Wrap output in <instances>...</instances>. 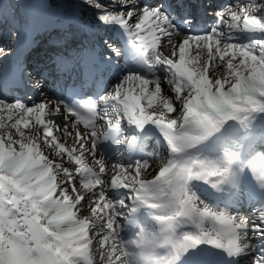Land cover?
Instances as JSON below:
<instances>
[{"label": "snow or ice", "instance_id": "1", "mask_svg": "<svg viewBox=\"0 0 264 264\" xmlns=\"http://www.w3.org/2000/svg\"><path fill=\"white\" fill-rule=\"evenodd\" d=\"M73 5L116 83L31 105L0 89V264H264V0L202 31L191 0ZM0 6L7 59L22 26ZM16 83L44 93L48 76L20 66ZM153 141L169 158L148 178Z\"/></svg>", "mask_w": 264, "mask_h": 264}, {"label": "bare ground", "instance_id": "2", "mask_svg": "<svg viewBox=\"0 0 264 264\" xmlns=\"http://www.w3.org/2000/svg\"><path fill=\"white\" fill-rule=\"evenodd\" d=\"M195 1L193 0L192 4L195 5ZM77 0H48V4H46L47 6H45V9H48L51 11V13L54 16L53 18V25H58L59 27H57V29L53 30L52 33H47V37L45 35V33L47 32L46 30H41L39 28H37L34 32V35H38L39 32H42V35H44V43L42 40H39L38 37H36L34 39V41L36 42V46L35 48H33V50H31L25 60L24 63L25 65L30 64L32 65V67L35 68H39L41 71L45 72L46 76H48V86L51 87H47L46 91L44 93H40L39 96L34 93L33 91H31L30 89L24 88V91H26L28 94H30V97L24 96L23 92L21 91V89L19 88H9L8 91L11 93H16L19 94L21 96V98H23L25 100V102H27L29 105L38 102L42 97L47 96V98L49 100H51L53 103L56 102L57 98H61L60 96L58 97L57 95H61L65 93V89L69 90L71 88H73V86L71 84H69V79H70V74L74 73L76 74L74 77V83H79L82 79H81V75H80V71H79V66L78 61H82V59H84V51H88L89 54L91 55L92 58L94 57V52L92 51L90 44L91 41V37L94 38V34L93 36H90V30L91 32L94 31L91 28H86L84 27L82 24V22H76L74 21H69L68 20H64V19H60L59 18V14L57 11L51 10L48 8V6H50V4H52L53 6L57 8H60L59 10H64L67 11L71 14H77L78 17H80L81 19L83 17H87L88 19H92V13L87 11V10H83V15H81L82 10L80 9H74V3H76ZM232 2L234 3L235 0H200V6L202 7V10L205 11L206 8L208 7V5H212L215 7V10L213 12V14L210 16V13H207L205 11V14L207 15L205 17V19H207V21L211 20L210 18L215 17V13L218 9L222 8L226 3ZM11 5H13L11 3ZM24 8L26 9L27 12H32V6L27 4V5H23ZM12 15L17 16L16 18L18 19V12L13 10ZM3 11H0V25L3 24ZM210 16V17H209ZM14 21L13 17L10 18L9 22L12 23ZM206 21V22H207ZM15 22V21H14ZM23 22V20H16V24L21 25V23ZM205 22V23H206ZM204 23V19L199 18L198 21L195 19V23L193 25V27L197 30V31H202L204 29L209 28L207 25L209 24H205ZM63 24V25H61ZM212 25V23H211ZM210 25V26H211ZM104 34L112 37L115 36L117 37V41L120 42V45L123 44V40L119 37V32H115V34H113V32H105V31H101ZM118 33V34H117ZM89 35V37H88ZM50 36V37H49ZM22 38V36H21ZM150 38V37H149ZM55 41V43L52 44V41ZM22 40L20 39L19 41L13 42L14 43V47L17 48L19 47L22 42ZM246 42V41H245ZM119 45V46H120ZM161 52L164 55H169L170 49L167 46V43L165 42V46L162 47ZM90 60V59H89ZM115 60V59H114ZM120 65L122 66L124 64V61L121 59L119 60ZM70 65V67L68 66ZM67 66V67H66ZM67 68V69H66ZM108 68V67H107ZM109 71H111L110 68H108ZM112 73V71H111ZM106 76V75H104ZM163 76V74H162ZM50 78V79H49ZM112 78L116 81L115 78V74L112 75ZM60 79H67L66 83H64L65 85V89L64 91L61 89H57L56 87H54V84L51 83L53 82H60ZM165 85H167L165 83ZM108 86V84H107ZM133 88V90H137L135 84H133L131 86ZM165 88H167L168 86H164ZM94 90V89H93ZM92 90V91H93ZM97 90L95 89L94 92H96ZM101 91V90H100ZM97 91V92H100ZM9 92H4V94L8 97V93ZM28 98H30L29 101H26ZM66 115L65 113H63V110L61 111V116ZM49 119H51V117H49ZM56 123L58 125H60V130L55 132V135H57L58 137L61 138V140L63 141L64 136H63V131H62V127H63V121L62 119H60L59 117L56 119ZM259 125V124H257ZM82 129V126H81ZM259 130V127H257V131ZM42 135V133H41ZM69 144L71 143V139L69 138L68 140ZM17 147L18 146H14ZM259 150V149H258ZM145 152L151 157V162H150V166L149 168L143 173V175L145 177L150 178L151 175L154 173V171H158V168L160 166H163L167 159L169 158V154L167 152V150L163 147H161L160 145L156 144L155 141L146 144L145 146ZM45 153L46 154H50L48 149H45ZM109 165H111L113 163V160H108L107 161ZM64 163L67 165L68 161L65 160ZM110 171H109V175H110ZM259 205H256V208H258ZM244 209L251 212L252 208L249 207V205L245 204ZM81 215H88L89 212L87 210V205H85L84 209L81 210ZM250 214V213H249ZM150 231H158L159 228L158 226L156 227V224L153 223V226L149 229ZM124 235V238L127 239L130 236L127 234H122ZM95 247V246H93ZM159 252H161V254H163V250L162 249H158ZM95 260L97 261V264H99V255L97 254L95 256ZM81 264H83V262H81Z\"/></svg>", "mask_w": 264, "mask_h": 264}, {"label": "rangeland", "instance_id": "3", "mask_svg": "<svg viewBox=\"0 0 264 264\" xmlns=\"http://www.w3.org/2000/svg\"><path fill=\"white\" fill-rule=\"evenodd\" d=\"M212 8H214L213 6H210V7H207V10H206V12H210L209 10L211 9L212 10ZM212 12V11H211ZM205 14V13H204ZM211 20H209V21H207L206 23L208 24L209 22H213L214 21V19H215V17H212V18H210ZM100 35H101V33H99ZM118 34V33H117ZM103 36V35H102ZM119 37L121 38V34L119 35ZM164 86H167V85H164ZM25 94H26V96L27 97H30L31 95L30 94H28L27 92H25ZM104 94V93H103ZM102 94V95H103ZM15 98H17V96H15V95H12V99H15ZM30 100V98H28V100L27 101H29ZM257 127H259V125H257ZM42 133V132H41ZM244 211L246 212V213H251V212H249V211H247V210H245L244 209Z\"/></svg>", "mask_w": 264, "mask_h": 264}]
</instances>
